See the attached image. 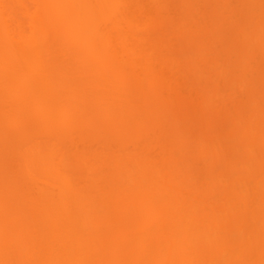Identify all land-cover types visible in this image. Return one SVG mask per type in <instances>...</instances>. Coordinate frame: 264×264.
I'll return each mask as SVG.
<instances>
[{"label": "bare ground", "instance_id": "1", "mask_svg": "<svg viewBox=\"0 0 264 264\" xmlns=\"http://www.w3.org/2000/svg\"><path fill=\"white\" fill-rule=\"evenodd\" d=\"M143 1L0 0V264H264V80H254L257 85L251 80L256 70L264 73L255 54L257 47L264 49V4L257 0H251L253 6L242 3L246 9L254 8L246 19L254 17L256 23L252 22V28L244 22L245 29L239 33L235 27L240 28L239 19L245 14L242 9L240 14L235 13L239 15V26H233L235 35L244 34L248 25L253 29L242 38L246 43L245 60L239 59L240 62L236 57L234 62L239 64L230 70L220 65L223 60L220 63L215 59L220 64L214 68V74L227 80L215 76L218 82L212 78L214 83L205 90L195 86V82L194 89L187 86L195 76L190 75L192 79L188 80L189 75H184L180 65L175 64L177 68L172 64L170 74L158 67L155 43L166 49V38L161 37L150 48L149 41L147 44L141 38L144 29L129 28V22L134 21V9ZM154 1L161 7L170 4L169 0ZM227 2L231 7L234 4ZM197 4L199 7L201 3ZM203 5L202 8L209 6ZM166 10V16L172 15L173 10ZM177 10L181 11L179 7ZM203 10L207 13L208 9ZM191 12L177 15L180 19L176 21L172 16L167 18L174 19V26L178 22V30L188 32L192 30L188 29L191 17L194 19L197 14ZM218 14L222 16L220 10ZM19 15L28 22V33L21 27ZM225 17L223 21L232 19ZM223 21L219 24L232 25L231 20ZM214 22L211 26H217ZM171 27H167L169 33L175 28ZM206 28L201 30L206 33ZM169 33L166 36L171 42ZM208 35L211 36L210 31ZM235 35L229 39H236ZM224 38L223 35L217 41L228 40ZM158 41H164L166 46ZM219 43L217 49L222 50ZM227 43L225 48L232 44ZM234 43L227 50L236 48ZM237 49V53L234 49L227 51L226 56L238 54ZM197 54L193 55L195 60L199 58ZM225 54L223 58L231 60ZM159 60L164 63L162 56ZM193 62L190 61L192 66ZM198 66L194 70L188 67L190 73L199 74ZM201 71L205 72L202 68ZM181 75L188 81L181 83ZM173 81L185 86L182 90L178 87L180 95L176 100H189L187 105L179 103L191 106L195 112L188 107L191 112L177 117L172 126H182L192 119L196 122V115L207 109L220 113L212 114L211 119L225 111L222 115L229 120L226 111L232 109L237 116L229 121L239 126L238 134L236 131L233 136L232 132L230 137L227 133L226 138L223 130H212L216 124L206 117L202 118L205 131L199 130L204 131L203 135L196 131L195 135L200 136H194L193 142L191 136L176 131L179 139L174 140H179L178 146H170V139L166 143L173 136L166 130L168 117L173 118L179 112L177 108L184 107L175 100L179 106L175 110L173 100L166 99L175 112L169 110L170 116L160 106L159 97L173 99L177 86L172 90ZM146 95L152 98L147 103ZM198 109L195 119H190ZM219 118L220 122L224 117ZM189 126L187 131L192 129ZM216 132L222 135L213 136ZM212 137L218 138L215 146ZM200 138L199 147H195L193 144ZM249 138L254 140L252 144L249 140L250 145L246 143ZM194 149L201 158L196 159ZM199 159L202 160L197 163ZM200 163L210 169L200 171ZM214 166L217 170L227 167L232 172L224 170V174L217 176ZM202 171L209 173L206 178Z\"/></svg>", "mask_w": 264, "mask_h": 264}, {"label": "rangeland", "instance_id": "2", "mask_svg": "<svg viewBox=\"0 0 264 264\" xmlns=\"http://www.w3.org/2000/svg\"><path fill=\"white\" fill-rule=\"evenodd\" d=\"M167 1H168V0H167ZM190 1H192V3H190ZM200 1H202V2H200ZM200 1L198 2V0H189V1H188V0H187V1H184V0H169L168 2H170L171 5H170L169 3H168V4L171 6V8H174V9H171V8L168 7V4H167V7H165V5H164V7H161V6H160L161 4L156 3L154 0H144L143 3H142V5H141L140 7H137V8L134 9V13H133V14H134V15H133V20H134V21H130L128 25H129V28H134L135 31H138V30H141V29H144V30H145L144 33H141L142 35L140 34L141 36H143V37H141L143 40H142V39H141V40H142V41H145L147 44H148L147 41H149V43L151 44L150 48L153 46L152 43H154V42L157 41L158 39H161V37H162V40H164V38H166V40H164V41L166 42V44H168L167 41L169 42V45H167V48L165 47L166 49H164V48L161 47V45H162L161 43H160L161 45H156V43H155V48H154V49L156 50V51H155L156 56H159V58L162 56V60H164V63H163L164 65L161 64L162 61H161V63H160V60H161V59L159 60L158 57H157L156 60H155L156 63H158V67H159L161 70L163 69V71L165 72L164 74H166L167 72H168V74H170V71L172 72V70H170L171 68H173V67H171V66H173L172 64H174V66H176V65L179 66V65H180L181 67H180V66H179V67L182 69V72L184 71V72H183L184 75H189V76H187V77H188V80L191 78L190 75H192V74H193L192 77L195 76V77H197V78H198V76L201 75L200 78H201L202 80H199L200 78L196 79L195 77H193V79L191 78L193 81H191V83L189 82L190 84L187 85V86H189V87L191 86V88L193 87V89H194V86H193V85L196 84L195 86H200V87H203V89L207 90L208 87H209V85H211V84L214 83V81L212 80V78L214 79L215 76H217V78H218V76H219V75H217L216 73L214 74V68L217 67V66H219V64L221 63V60H223V61H222V63H221L220 65H221V66L223 65V67H227V68H229V69L231 70V69H233V68H231L232 66L235 67V65L237 66V64H239V63H237L238 61L241 62V60H239V59H244V58H245L244 56L246 55V50H245V44H246V43H245L244 39H242V38H243L244 36H246V35H244V34H247L246 31L250 34V30H251V28H249V25H248V29H246L245 33L243 34V33L241 32V33L239 34V36H237L238 34H236V35L234 34V33H235V31H234L235 29H233V28H234L235 26H239V25H240V28L235 27L236 30L239 29V30H237L236 32L241 31L242 29H245V27L243 28V24H244V22H248V23L250 24V27L254 28V25L251 26V24L256 23V20H254V17H253V19L250 18V19H249V20L251 21V23H250L249 20H248V18L246 19V17H249V14L251 15L252 12L254 11V8H252V7L249 8V6L252 5V4H251V0H250V1H249V0H246V2H245V0H244V1L241 0V2H240V0H238V1L230 0V3H231V4L234 3V4L232 5V7H231V5H229V3L227 2V1H229V0H225V1H223V2H221V0H211V1L208 0V1L211 2V5H210V2L207 3V0H205V3H206V4L204 3V0H200ZM254 1H256V0H254ZM260 1H262V3L264 4V0H257V2H260ZM182 2H184V3H182ZM188 2H189L190 5L187 4ZM212 2H213V3H212ZM214 2H215L216 4H217L218 2H219V3L216 5ZM226 2H227V5L229 6V7H227V8H225V7L227 6V5L225 4ZM247 2L250 3V5H249V3H248V5H249L248 8H249V9L244 8V5L247 6ZM252 2H253V1H252ZM163 3H167V2L165 1V2H163ZM197 3H201V4H199V7H200V8L197 7V6H198ZM203 3H204V5L209 4L210 7H212V6H213V7L210 8L208 5H207L208 7H207V6L204 7ZM236 3L239 4V5H237ZM242 3H243L244 5H243ZM194 4H195L196 6H194ZM213 4L216 6V8H215L216 10L213 9V8H214V5H213ZM219 4H220V7H219ZM221 4H222V6L225 5V7H224L225 9H224V8H221ZM240 4H241V5H240ZM183 5H184V6H183ZM187 5H188V6H187ZM201 5H203L204 8H202ZM242 5H243V7H242ZM177 6L179 7V10H181L180 12L177 10V8H178ZM185 6H186V7H185ZM252 6H253V5H252ZM181 7H183L184 9L181 8ZM217 7H219V10H220V13H221V15H222V16H221L222 18L220 17L219 14L217 15V12H219V10H218ZM230 7H231L232 9H231ZM236 7H237V8H236ZM167 8L170 9V10H173V12L170 11V10H168V12L170 11V12L172 13V15H170V13H169V15L166 16V15H167V13H166V12H167V10H166ZM175 8H176V9H175ZM180 8H181V9H180ZM190 8H191V9L193 8L194 10H191ZM195 8H196V9H195ZM198 8H199L200 10H199ZM209 8H210V9H209ZM220 8H221V9H220ZM185 9H187L188 12L193 11V12H191V14L197 13V14H194V16H195L194 19H193V17H191L192 20H191L190 28H188V29H191V28H192V30H189L188 32H187V30H184L183 28H181L182 31L178 30V28L180 29V27H178V28L175 27L176 24H177L178 22H176V23L174 22V21L177 20L178 16H179V17H182V16L185 15L184 13H185V11H187V10H185ZM203 9H206V10L208 9V10H207V13H206V11L203 10ZM212 9H213V11H212ZM228 9L231 10L232 12H234V13H230L231 11H229ZM239 9H240V10H241V9L244 10L245 17H243L244 15H242L243 18H240V17H239V18H240L239 21L241 22V19H242V22H243V23H242V22H241V23L239 22V25H238L237 19H238V16H239V15H238V14H235V13L238 12V13L240 14ZM174 10H175V11H174ZM176 10L178 11L179 14L182 13V14H181L182 16H181V15H178L177 12H176ZM198 10H199V11H198ZM201 10H203V11L201 12ZM209 10H210V11H209ZM234 10H236V12H235ZM242 10H241V11H242ZM197 11H198V12H197ZM204 11H205V13L208 14V15H210V14H212V13H213V14L216 13V14H215L216 16H214L213 14L211 15V17L214 18V19L216 18V20L211 19V17L208 16V15H206V17H205V13H203ZM211 11H212V12H211ZM221 11H222V12H221ZM223 11H224L225 13H224ZM227 11H228V12H227ZM242 12H243V11H242ZM242 12H241V13H242ZM161 13H162V14H161ZM163 13H164L165 15H164ZM222 13H223V14H222ZM247 13H248V14H247ZM158 14H159V15H158ZM175 14H176V15H175ZM198 14H199V15H198ZM200 14H201V15H200ZM202 14H203V15H202ZM225 14H230V15H229V16H226ZM231 14H232V15H231ZM246 14H247L248 16H247ZM161 15H163V16H161ZM177 15H178V16H177ZM189 15H190V13H189ZM196 15H198V16H196ZM235 15H236V16H235ZM158 16H160L161 18L158 19V18H157ZM170 16H172V18L175 19V20L172 19V20H174L173 22H174L175 26L173 25L172 20H170V19L167 18V17L171 18ZM203 16H204L206 19H208V20L211 19L213 22H214V21H217V23H218L217 26H213V24L215 25L216 22H214V23L212 24V26L215 28V31L212 30V29H214V28H212V26H211V22H212V21L210 20V21H209V24H208V23H207L208 20H206V19H203V20H202V18H204ZM207 16H208L209 18H208ZM218 16H219V17H218ZM223 16H224V17L226 16L225 18L232 16V17H230V18H232V19H228V18H227V19L224 20L225 22H229V21L231 20L230 23H231L232 25L229 24V26H228V23H226L227 26H226V24H224V23H222V24L220 25L219 23H221V22L223 21V20H222V19L224 18ZM19 17H20V21H21V18H22V17H21L20 15H19ZM175 17H176V18H175ZM197 17H200L201 20H200V18H198L199 20H198V19L196 20ZM219 18H220V19H219ZM236 18H237V19H236ZM164 19H167V20H165V22L168 23V25L164 22ZM178 19H180V18H178ZM169 20L171 21L170 24H169V22H167V21H169ZM218 20H220L221 22H219ZM226 20H228V21H226ZM232 20H233V21H232ZM234 20H235L236 22H234ZM244 20H246V21H244ZM252 20H253V21H252ZM192 21H193V22H194V21H197V22H195V23H198V25H196V24L194 23L195 26H196V27H194V26H193L194 24L192 23ZM202 21H204L205 23L202 22ZM224 21H223V22H224ZM254 21H255V22H254ZM200 22H201V24H199ZM252 22H253V23H252ZM163 23H164V24H163ZM248 23H247V24H248ZM165 24H166V25H165ZM204 24H205V27H204ZM206 24H208V25L206 26ZM236 24H237V25H236ZM245 24H246V23H245ZM245 24H244V26H245ZM28 25H29L28 22H27L24 18H22V21H21V27L23 28V30H24L26 33L29 32V30H28ZM171 25H172V27H171ZM201 25H202V26H201ZM222 25H223V26L225 25V27L223 28V30H224L225 28H227V27H228L229 29H228V30L225 29V31H223L222 28H221V30H219V28L222 27ZM169 26H170L171 28L175 27L176 29L173 28V29L175 30V32H174L173 29H171L172 32L169 33V29H170ZM191 26H192V27H191ZM199 26H200L201 28H200ZM218 26H220V27H218ZM231 26H232V27H231ZM233 26H234V27H233ZM255 26H256V25H255ZM167 27H168L169 29H167ZM206 27H207V28H206ZM230 27H231V28H230ZM246 27H247V26H246ZM164 28H165V29H164ZM198 28H199V29H198ZM202 28H204V29L206 28V30H205L206 33H205L203 30H201ZM211 28H212V29H211ZM216 28H217V30L219 31V34H218V31L216 32ZM207 29H208V30H207ZM231 29H232V31H233V32L231 31V33L233 34V37L231 36V33H230V31H229V30H231ZM166 30H167L168 32H167ZM176 30H177V32H176ZM196 30L199 31V33H200L201 36H200L199 34H197L198 32H197ZM200 30H201V31H200ZM179 31H180V33H182V36L179 34ZM191 31H194V32L196 31V32H197V33L195 32L196 35H194V33L191 32ZM209 31H210L211 36L208 35ZM221 31L224 32L225 34L222 33ZM252 31H253V29L251 30V32H252ZM189 32H190V33H189ZM212 32H213V33H212ZM226 32H229V33H230V36L228 35L229 33L226 34ZM168 33H169V35L171 34V36L169 37V38H171V42L169 41V39L167 40V36H166V34L168 35ZM172 33H173V34H172ZM184 33H186V35H185ZM202 33L205 34V35L203 36ZM214 33H215V34H214ZM220 33H221V35H220ZM238 33H239V32H238ZM187 34H188V36H187ZM191 34H192L193 36H192ZM206 34H207V37H206ZM213 34H214V35H217V38H215L216 36L214 37ZM172 35H173V36H172ZM174 35H175V36H174ZM198 35H199V36H198ZM218 35H220L221 37L218 38ZM223 35H224L225 38H226L225 35H227V38H226V39H228V40H227V41L225 40V42H224V41H217V39H218V40H219V39L221 40V38H223ZM234 35H235V37H236V39H234V40H235V41L237 40L236 43H234V40H231L232 38H234ZM144 36H145V38H144ZM176 36H177V37H176ZM183 36H185V39H184ZM186 36H187L189 39H188ZM190 36L193 37V38H190ZM202 36H203V38H201ZM209 36H210V37H209ZM240 36H241V37H240ZM174 37H175V38H174ZM180 37H181V38H180ZM237 37H240L242 40H241V39H238ZM195 38H196V39H195ZM197 38H198L199 41L197 40ZM205 38H206V39L210 38V41H209V40L207 41ZM225 38H224V39H225ZM229 38H231V39H229ZM204 39H205L206 41H205ZM214 39H216V41H215ZM184 40H185L186 42H185ZM203 40L206 42V44H208L207 46H206V44H205V42H204ZM240 40H241V41H240ZM164 41H163V42H162V41H158L157 43L159 44V42H162V43L164 44V43H165ZM173 41H174V43H176V42H177V43L174 44ZM228 41H231V43H232V44H229V46H231V45L233 46V43H234V47H236V48H233V47H232L231 50L234 49L233 51H235V52L237 53V51H239L237 48L240 49V52H238V54H236L235 52H234V53H231V55L233 54V57H231L230 55H227V56H226V54H225L227 51H228L229 53L231 52L230 49L227 50V48H228L229 46H227V47L225 48V46L228 44V43H227ZM202 42H203V43H202ZM209 42L213 43V44H214V47L216 48L215 50H216V51H220V52H217V53H216V51L214 50V51H215V53H214V51H213L214 47H213L212 44H210ZM214 42H215V43H214ZM217 42H218V43H219V42H222V44L219 43V44L222 45V47H221L222 50H220L219 47H218V49H217V46H218V45H216ZM223 42L225 43L224 46H223ZM238 42H239V44H241V45H239V47L237 46V45H238V44H237ZM171 43H172V44H171ZM198 43H199V44H198ZM242 43H243V44H242ZM12 44H13V43H11V46H12ZM166 44H164V45L166 46ZM177 44H178L179 46H178ZM183 44H184V45H183ZM196 44H197V45H196ZM181 45H182V46H181ZM202 45H203V46H202ZM221 45H220V46H221ZM11 46H10V47H11ZM175 46H176V47H175ZM194 46H197L198 48H197V47H194ZM199 46H202V47H203L202 49H204V48L206 47L205 51L202 50L201 47L199 48ZM204 46H205V47H204ZM208 46H209V47H208ZM211 46H212V47H211ZM242 46H244V47H242ZM7 47H8V46H7ZM148 47H149V46H148ZM148 47H147V48H148ZM163 47H164V46H163ZM168 47H170V50L168 49ZM223 47L225 48V50L223 49ZM240 47H241V48H240ZM196 48H197V49H196ZM210 48H211V49H210ZM252 48H253V46H252ZM167 49H168L169 51H168ZM235 49H237V50H235ZM152 50H153V49H152ZM201 50H202V52H201ZM206 50H207V51H206ZM210 50H211V52H212V51H213V52H212V53H206V52H210ZM223 50H224V53H223ZM229 50H230V51H229ZM256 50L259 51V52L255 51V54H257V55H256V57H257V62L260 63V64H259V69L261 70V69H264V64H263V63H264V56H263V54H264V53H263L264 49L257 47ZM167 51H168L169 53H168ZM241 51H242V52H245V54H244V53L242 54ZM153 52H154V50H153ZM193 52H194V53H193ZM195 52H196V54L198 53L197 55H198L199 58H196L197 60H195L194 57H193V55L195 54ZM228 52H227V53H228ZM205 53H206L207 55H206ZM229 53H228V54H229ZM157 54H159V55H157ZM196 54H195V55H196ZM212 54H213V55L215 54L214 57L212 56ZM222 54H223V55H222ZM224 54H225L226 57H229V58L231 57V60L228 59V60H229V61H228L226 58H223V57H224ZM234 54H236L237 56H235ZM240 54H241L242 56H238V55H240ZM260 54H261V55H260ZM195 55H194V56H195ZM156 56L154 55L153 57H156ZM200 56H201V57H200ZM209 56H211V59L208 58ZM234 56H235V57H234ZM220 57H222V59H221ZM236 57H238V58L236 59V60H238V61H237V62H234V60H235ZM239 57H240V58H239ZM241 57H242V58H241ZM207 58H208L210 61H209ZM217 58L220 60V63H218V65H217V60H218ZM215 59H217V60L215 61ZM261 59H262V62H261ZM188 60H189V61H188ZM193 60L195 61V62H193V66H194V65H195V66L199 65L198 67H199V68L201 67L202 70L205 71V72H202V71H201V68H200V70H199V68L196 67V68L198 69V71H199V74L194 75L193 71L190 73L191 69L194 70L193 68L195 67V66H194V67L192 66V64H191L192 62L190 63V61H193ZM198 60H199V61H198ZM219 60H218V61H219ZM224 60H226V62H225ZM236 60H235V61H236ZM244 60H245V59H244ZM187 61H188V62H187ZM196 61H197V63H198L197 65H196ZM200 61H201V62H200ZM202 61L205 62L204 65H201V64L203 63ZM207 61H208V62H207ZM213 61H214V62H213ZM185 62L189 65V66L186 65L185 67H187V66H188V67H191V66H192L191 69L188 68V67H187V68L184 67ZM212 62H213L214 64H213ZM231 62H232V63H231ZM242 62H244V61H242ZM199 63H200V64H199ZM209 63H210V64H209ZM233 63H235V64H233ZM236 63H237V64H236ZM261 63H262V64H261ZM175 64H176V65H175ZM190 64H191V66H190ZM205 64H206L207 66H206ZM208 64L211 65V66H213V65L216 64V66L212 67V70H210L211 66L209 67ZM177 66H176V67H177ZM205 66H206V67H205ZM262 66H263V68H262ZM182 67H183V68H182ZM208 67H209V68H208ZM177 68H178V67H177ZM173 69H174V68H173ZM183 69H185V70H186V69H187V70L189 69V71L187 72V70L185 71V70H183ZM169 70H170V71H169ZM176 70H177V69H176ZM173 71L175 72V70H173ZM180 71H181V70H180ZM252 71H254V73H255L256 71H257V72H256L255 76H254L251 80H253V81L256 80L257 83H258V81H259L260 78H261L262 80H264V73H263V71H262V72L259 71V70H256V71H255V70H252ZM22 72H23V74L25 73L23 70H22ZM174 72H173V73H174ZM177 72H178V71H177ZM185 72H186V73H185ZM200 72H201V73H200ZM251 73H252V72H251ZM254 73H252L251 76L254 75ZM175 74H176V73H175ZM177 74H178V73H177ZM177 74H176V75H177ZM181 74H182V73H181ZM179 75H180V74H179ZM182 75H183V74H182ZM182 75L180 76V77H182V79H183V80L180 79V80H181V83H182L183 81H184V83H185V81H188V80H187V77H186V78L184 77V78H185V79H184ZM204 76L207 78V80H206V78H202V77H204ZM230 76H231V75H230ZM256 76H257V78H258V77H259V78H258V79L255 78ZM189 77H190V78H189ZM231 77H232V76H231ZM208 78H209V79L211 78V79L208 80ZM217 78L215 77L214 80L216 81ZM226 78H227V77H226ZM254 78H255V79H254ZM191 79H190V80H191ZM194 79H196V80H194ZM218 79H224L223 81L227 80V79H225V77H221V78H218ZM218 79H217L216 82H218ZM261 79H260V80H261ZM180 80H179V81H180ZM198 80H199V81H198ZM201 81H203V82H202L203 84L205 83L204 85L202 84L203 86L200 85L199 83H197V82H201ZM205 81H207V82H205ZM142 82L145 83V80L142 79ZM173 82H174V83H173ZM173 82H171V83H173V84H172L173 88H172V86L170 87V88H172V90H173L174 87L177 85V86H176L177 88L175 87V90H173L176 94H175V93H172V94H174V95H173L174 97L171 96L173 99H171L170 97H167V96H162V97H159V96H158V97L160 98V99L158 98V100L163 101V99H165V103H166V101H168V100H166V99H168V98H169L170 100H173V103H174L173 105H175V106L172 105V106H173L172 108L178 106V105L175 104V100L177 99L176 97H178L177 95H180V94H178L179 92H177V91H179V90H178V87L181 86V85L178 86V83H177V82H175V81H173ZM193 82H195V83L192 84ZM209 82H211V83H209ZM216 82H215V83H216ZM144 83H143V84H144ZM179 83H180V82H179ZM187 83H188V82H187ZM219 83H220V81H219ZM221 83H223V82H221ZM257 83L255 84V81H254L253 85H257ZM169 84H170V82H169ZM206 84H207V85H206ZM208 84H209V85H208ZM223 84H224V83H223ZM144 85H145V84H144ZM144 85H143V86H144ZM182 86H183V87H180L181 90H182V89H185V88H184L185 86H184L183 84H182ZM187 86H186V87H187ZM205 86H206V87H205ZM207 86H208V87H207ZM144 87H145V88H144ZM144 87H143L144 89L147 88L146 85H145ZM180 88H179V89H180ZM191 88H190V91L193 90V89H191ZM206 88H207V89H206ZM188 89H189V88H188ZM197 89H198L197 92H200L201 89H199V88H197ZM184 91H185V90H184ZM193 91H194V90H193ZM263 91H264V90H263ZM187 92H189V90H188ZM204 92H205V91H204ZM183 93H184V92H183ZM185 93H186V91H185ZM189 93H190V92H189ZM192 93H194V92H192ZM195 93H196V92H195ZM195 93H194V94H195ZM186 94H187V93H186ZM198 94H199V93H198ZM148 95H150V94H148ZM148 95H146V98H144L145 101H146V103L149 102V99H152V98H149ZM193 96H194V95H193ZM197 96H198V95H197ZM150 97H151V95H150ZM166 97H167V98H166ZM243 97H244V96H242V98H243ZM147 98H148V99H147ZM162 98H163V99H162ZM147 100H148V101H147ZM161 101L159 102V103H160V106L163 107V109H164L166 112H168L169 110H171V109H170L171 106H168V104H167L168 102L166 103V107H164V106H165V103H164V101H163V102H161ZM184 101H185V100H184ZM142 102H143V104H142L143 107H146V106H147V105H145L146 103L144 104V101H142ZM170 102H171V101H170ZM176 102H178V100H176ZM179 102H180V103H185L186 101L183 102L182 100H181V101L179 100ZM179 102H178V104H179L180 106H182L183 104H180ZM187 103H189V100H187V102L185 103V105H187ZM144 105H145V106H144ZM162 105H163V106H162ZM183 106H184V105H183ZM178 107H179V106H178ZM184 107H185V108H184ZM184 107H182V108H183L182 110H181V107L177 108V109L179 110V112L176 113V114H177L176 116H175V114H173V116H171V113H175V112H173V109L171 110L172 112L169 111V113H170V112H171V113L168 114V115H170V116L173 117L174 119L168 117L169 122H168V125L166 126V130H168L169 133H170V131H171V134H172L173 136L170 137L171 135H169V133L166 132V130H165V134L167 133L166 135H168V137H170V138H168L167 140H165V142H166V141L169 142V139H170V143H169L170 146H171L173 143H175V144L178 143V144H179V142H178L179 140H178V141H176V139L174 140V138H178V137H179V136H177L178 134L176 133V131H177V132H181V133L183 132V135H189V136H191V142H193V138H194V136H195V137H196V136H200V133H202V131H199V130H202V128H203L204 131H205V124H204L205 122L203 121V119L206 118V117H209L210 120H213V117H212V119L210 118L212 114H214V113H215V115H216V113H217L218 115L220 114V113H218V112H215L214 110L211 111L210 109H209V111H208V109L205 110V112L207 111L208 114H207V112H206V114H205V112H204L203 110H202V112H199L200 109H198L197 112L194 114L195 111L192 110V107H191V106L188 105V106H184ZM188 107L190 108V110H192V111H194V112L190 113L191 111L189 110ZM167 108H169V109L167 110ZM174 109H175V108H174ZM175 110H176V109H175ZM178 110H177V111H178ZM185 110H186V111H185ZM231 110H232V109L227 110V111H226V114H227V115H226V114H225V115L228 116L227 118H229V120L231 119V120L233 121V115H234L235 117H236L237 115L234 113L233 110H232L233 113H231ZM188 111H190L189 113H190L191 115L194 114V116L189 117L190 119H192V118L195 119V115L199 112L196 116H197V118L200 119V121L198 122L199 119H197V121L195 122V121H193V119H192V120H190L189 122L183 123L184 125L182 124V126H180V124L178 125V123H176V124L173 123V126H172L171 123H172V122H176V120L178 119L177 117L182 116V114L184 115V112H185V114H188ZM186 112H187V113H186ZM219 112H220V111H219ZM223 112L225 113V111H222V112H221V115L219 116V117H221V118L224 117L220 122H219V120H217V118H219L218 115H217L216 117H214V118H215L214 120H216V123H214V122H215L214 120L211 121V122H213L212 124H216V125L213 126L214 129L212 128V130H215V127H216V131H218V132H222V130H223V134L226 132L225 135H226L227 133H229V134H227V135H230V134L233 132V133H232L233 136H236V131L238 130V127H239V126L237 127L236 123H233L232 121H229L228 119H225V116L222 115ZM229 112H230V113H229ZM210 113H211V114H210ZM180 114H181V115H180ZM201 114H202V117L199 116V115H201ZM178 115H179V116H178ZM203 115H204V116H203ZM208 115H209V116H208ZM215 115H213V116H215ZM185 116H186V115H185ZM188 116H189V115H188ZM198 116H199V117H198ZM230 116H232V117H230ZM235 117H234V120H235ZM175 118H176V119H175ZM202 118H203V119H202ZM221 118H219V119H221ZM201 119H202V120H201ZM224 119H225L226 121H224V125L222 126V127H223V128H222L221 125L223 124L222 121H223ZM192 121H193L194 123H193ZM201 121H202V122H201ZM228 121H229V123H227ZM197 122H198V124H197ZM200 122H201V123H200ZM218 122H219V123H218ZM221 122H222V123H221ZM225 122H226L228 125L225 124ZM234 122H235V121H234ZM191 124H192V125H191ZM193 124H195V125H193ZM189 125H191V126H189ZM171 126H172V127H171ZM174 126H175L176 129L174 128ZM188 126H189V127H192V129H191L192 132H191V130H189V131L191 132V134H190V133H189V134L187 133V132H189V131H187V130H188V128H187ZM219 126H220V127H219ZM225 126H226V127H225ZM194 127H195L196 129H193ZM170 128H171V130H170ZM180 128H181V129L184 128V131H183V130H179ZM185 128H186L187 130H186ZM172 129H173V130L175 129V131H173ZM219 129H220V130H219ZM194 130H195V131H194ZM239 130H240V128H239ZM196 131H197V132H200V133L195 135V133H197ZM204 131H203V133H204ZM203 133H202L201 135H203ZM211 133H212V131H211ZM213 134H214V133H213ZM217 134L219 135L220 133H217V132H216V134L213 135V136H216ZM232 134H231L230 137H232ZM237 134H238V131H237ZM220 135H222V133H221ZM220 135H219V136H220ZM225 135H224V136H225ZM227 135L225 136L226 138H227ZM219 136H218V137H219ZM224 136H221V138H224ZM212 138H215V137H212ZM219 138H220V137H219ZM226 138H225V139H226ZM228 138H229V137H228ZM178 139H179V138H178ZM194 139H195V138H194ZM197 139H199V138H197ZM201 139H202V138H200V140H196V141H195V144H193V143H192V144L195 145V147H196V146L199 147L198 145H200V142H198V141H201ZM249 140H250V138H249V139H246V143L248 142L247 144L250 145V142H251V144H252V140H253V139H251L250 142H249ZM211 141L215 143L216 141H218V138H217V139L215 138V141H213V139H212ZM253 141H254V140H253ZM167 142H166V143H167ZM180 143H181V142H180ZM214 143H213L214 146L217 145L216 143H215V144H214ZM175 144H174V145H175ZM174 145H172V146L174 147ZM176 146H178V145L176 144ZM190 146H192V145H190ZM192 147H194V146H192ZM191 150H192V149H191ZM197 150H198V149H197ZM192 152H193V151H192ZM197 152H199V151H196V150L194 149L193 154L195 153L196 156H197V154H199V153H197ZM198 156H199V155H198ZM198 156H197L196 159H198ZM199 157H200V156H199ZM200 158H201V157H200ZM201 160H202V159H201ZM201 160L199 159V161H198V160H196V161H197V163H199ZM203 161H205V160L203 159ZM203 161H202V162H203ZM218 161H219V159H218ZM205 163H206V162H205ZM220 163H221V162H220ZM218 164H219V163H218ZM221 164H222V163H221ZM201 165H202V167H200ZM206 165H207V164H204V163L201 164V163H200V165H198V166L200 167V168L198 167L199 170H200V171H201V170H204V171H205V169H207V171H208V170L210 169V168H209L210 166L208 167V168H209V169H208ZM204 166H205V167H204ZM215 166H216V164H215ZM215 166H214V168H216L218 165H217L216 167H215ZM220 166L222 167V165H220ZM223 166L225 167L224 164H223ZM226 168H227V167H226ZM226 168H224V169L222 168V170H221L220 168H219V170H217L218 168H216L217 172H215L216 174H215V173H214V174L217 175V176H220L221 173H223V172L225 173V171H226V172H227V171H230V170H229L230 168H227L228 170H227ZM212 169H213V167H212ZM212 169H211V171H212ZM214 170H215V169H213V171H214ZM216 170H215V171H216ZM224 170H225V171H224ZM213 171H212V172H213ZM221 171H223V172H221ZM209 172H210V171H209ZM220 172H221V173H220ZM230 172H232V170H231ZM234 172H235V171H234ZM203 173H204V172L202 171V173H201L202 176L205 174V173H204V174H203ZM224 173H223V174H224ZM206 174H209V173H206ZM206 174H205V175H206ZM211 175H212V173H211ZM206 177H207V175L204 176V178H206ZM140 217H141V218H144L143 215H140ZM245 221H247V220H245ZM129 226H130V225H129ZM127 227H128V226H127ZM206 230H207V229H206ZM207 231H208V232H207ZM207 231H206V234H207L206 237L209 236L210 239H209V240H208L207 238H206V239H207V241H210V240H211L210 232H209V230H207ZM204 232H205V231H204ZM204 237H205V236H204ZM208 243H209V242H208ZM212 252H214V249L212 250Z\"/></svg>", "mask_w": 264, "mask_h": 264}]
</instances>
